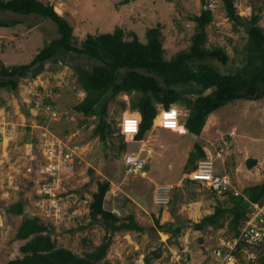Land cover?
Returning a JSON list of instances; mask_svg holds the SVG:
<instances>
[{"label":"rangeland","instance_id":"1","mask_svg":"<svg viewBox=\"0 0 264 264\" xmlns=\"http://www.w3.org/2000/svg\"><path fill=\"white\" fill-rule=\"evenodd\" d=\"M39 1L51 4L68 21L77 42L83 41L87 34L111 33L120 27L126 33H136L145 43L146 30L159 23L166 58L188 49L195 28L190 17L198 15L202 7L201 0H135L129 4H123V0ZM250 1H235L239 16L250 15ZM204 2L214 14L213 22L207 27V47H222L230 58L227 65L215 60L206 63L228 74L240 64L238 52L245 43L244 33L234 31L221 10V0ZM0 22L7 24L0 27V64L8 67L28 64L46 44L58 38L55 23L35 15L0 11ZM259 26L264 29V10ZM75 66L90 69L92 62L73 54H59L54 61L46 62L36 77L20 80L15 92L0 90V102L3 101L0 108V264L23 256L19 248L24 241L16 238L23 218H40L56 245L77 255L90 251V243L100 244L105 235L101 224L82 230L80 227L88 224L91 195L97 183L103 181L110 183L104 208L115 211L116 216L131 213L142 225H152L154 217H159L162 224L173 221L175 216L195 222L212 214L217 203L225 199L215 196L202 183L187 181L189 173L183 169L174 185L157 184L147 177L156 165L165 171L168 163L172 164L170 175L173 177L191 141L205 144V150L211 153L217 145L227 144L224 161L217 159L214 169L227 174L240 189L264 180V97L258 101L237 100L220 107L207 119L206 130L199 139L182 135V125L175 121L158 126L153 122L145 138L136 141L134 135L127 137V134L138 125V112L121 107L120 100H129L128 95L121 93L107 101V121L114 134L102 144L98 137L91 136L92 128L82 123L85 117L72 110L85 97L76 82ZM178 109L181 116L186 114L183 108ZM155 119L160 120L157 116ZM120 135L126 146L123 155L118 147ZM174 143L179 154L172 150ZM126 153L140 156L147 167L125 174L122 167ZM249 157L257 160L256 167L250 171L245 167ZM19 199L25 203L23 214H6L5 210ZM138 203L147 206L144 204L141 208ZM161 211H164L162 217ZM229 220L230 216L226 215L216 229L208 228L204 232L185 228L171 244L167 241L168 234L163 232L158 236L117 232L101 264H145L144 258L151 257L155 250L160 257L152 258L153 264H177V252L183 249L188 255V264H222L210 254L219 236L231 235ZM257 254L258 250H246L237 262L224 264H249Z\"/></svg>","mask_w":264,"mask_h":264},{"label":"trees","instance_id":"2","mask_svg":"<svg viewBox=\"0 0 264 264\" xmlns=\"http://www.w3.org/2000/svg\"><path fill=\"white\" fill-rule=\"evenodd\" d=\"M132 1L135 0H123V4ZM235 1L221 0V10L231 22L234 31H243L245 43L238 52L240 64L232 72L222 74L206 63L215 60L227 65L230 58L222 47H207V27L213 22L214 14L204 0H201L200 13L190 17L195 28L188 49L171 58H166L162 26L159 23L146 30L145 43L138 39L136 33H126L120 27L111 33L87 34L83 41L77 42L71 25L55 12L51 4L39 0H0V11L20 16L35 15L50 20L55 23L58 33V38L46 44L28 64L9 67L0 64V90L15 92L20 80L36 77L46 62L54 61L59 54H73L85 57L92 62V66L90 69L80 66L73 68L76 82L85 97L72 110L85 117L82 123L92 128L91 136L98 137L102 144H106L114 134L107 121V101L121 93L129 96L128 102L119 101L121 107H128L131 112H138L140 115L138 125L132 127V132L127 137L134 135V140H143L152 128L159 108L167 110L179 107L186 111L181 120V115L178 117L179 123L185 128L186 134L199 139L208 117L220 107L237 100L258 101L264 97V29L259 26L264 0L250 1L251 13L248 17L239 16ZM256 2H260V5ZM2 26L7 24L0 22V27ZM56 63L61 64V61L56 60ZM2 103L3 101L0 102V108ZM94 116L96 119L93 121L91 117ZM169 123L172 122L167 124ZM118 147L123 155L126 146L121 135ZM220 147L217 145L212 154ZM205 157V144L194 142L183 167L184 172L190 173ZM256 165L257 160L253 157L245 161L247 170H253ZM109 186V181L97 183V189L92 193L89 203V222L80 227L82 230L101 224L105 235L100 244L90 243V251L77 255L66 248L58 247L50 236L48 226L40 218H23L16 233V238L24 241L19 248L23 256L5 264H101L110 247L112 236L117 232L134 231L154 236L163 232L169 234L167 241L171 244L185 228L197 232H204L208 228L216 229L215 226L226 215L230 216L228 228L231 233L226 238H231L238 235L239 228L246 221L249 204L264 205L263 180L243 189L235 185L241 192L238 196L231 190L220 195L210 191L214 195L223 196L225 201H219L213 213L199 221H184L175 216L173 221L160 224L159 217H154L153 224L148 226L137 222L131 213L116 216L112 210L104 208ZM24 206V200L19 199L5 213L20 216ZM246 250H258L254 262L250 260L249 264H264V241L259 242L253 249L246 244H238L234 252L235 259ZM156 251L151 252V257L144 258L145 264H153L151 259L160 257Z\"/></svg>","mask_w":264,"mask_h":264},{"label":"built area","instance_id":"3","mask_svg":"<svg viewBox=\"0 0 264 264\" xmlns=\"http://www.w3.org/2000/svg\"><path fill=\"white\" fill-rule=\"evenodd\" d=\"M49 109V107H47ZM181 115L180 111L175 107L170 109L159 108L157 117L162 119L164 122H175ZM155 122V120H154ZM229 148L227 144L224 143L219 150L212 154L205 150L206 157L200 160L197 167L192 170L187 176L205 185V187L216 194H224L228 191H233L232 193L236 196L241 195V192L235 187L233 181L227 174H222L214 169L216 161L224 158V153ZM145 165V160L141 159L140 156L134 153H126L123 157V166L125 174H130L133 172L141 171ZM51 168L55 169L51 165ZM160 197V196H159ZM245 198V197H244ZM245 200H247L245 198ZM249 212L247 213V219L243 225L239 228L237 236L231 238H226L224 236H219L216 240L215 246L211 250V256L214 260L224 264L228 262H235L234 252L238 244L243 243L250 246L253 249L259 242L264 238V205L259 206L255 203H250L248 206ZM116 213L115 211H113ZM180 251V252H179ZM187 254L185 249L178 250L176 261L177 264H188Z\"/></svg>","mask_w":264,"mask_h":264},{"label":"crops","instance_id":"4","mask_svg":"<svg viewBox=\"0 0 264 264\" xmlns=\"http://www.w3.org/2000/svg\"><path fill=\"white\" fill-rule=\"evenodd\" d=\"M181 113V112H180ZM186 114H183L182 116H181V118H180V120L185 116ZM138 116H139V121H140V115H139V113H138ZM179 121V119L177 120V122ZM206 126V125H205ZM205 126H204V128H203V130H202V133H203V131H204V129H205ZM182 128H183V134L182 135H188V134H186V130H185V128L183 127V126H181ZM171 130H174V129H171ZM132 132V131H131ZM191 137V136H190ZM164 141V140H163ZM193 144H194V141L192 142H189V143H187V147H186V150L184 149V153H185V155L183 156L182 155V158H181V160L183 159V157L186 159V156H187V154L189 153V150H190V145H192L193 146ZM172 150H174L175 151V153H180V152H177L176 151V147H177V145H175V143L172 145ZM173 154V153H172ZM151 158H153V155H151ZM184 159V160H185ZM181 160H180V162H181ZM183 160V163H179V170H177L176 171V174L173 176V177H171L172 175H170V168L172 169V164L171 163H168L167 164V167H166V169H165V171L164 170H162L161 169V167H157V165L154 167V171H153V173H151L150 175L148 174V172H145V174H148L147 175V177H149V178H152L153 179V182H155V183H157V184H160V183H163V182H168V183H171L172 185H174L176 182H178L179 181V177H178V174L181 172V170L183 169V167H184V163H185V161ZM224 161V159L222 160V162ZM149 163H152L151 161H149ZM156 163V162H155ZM156 164H158V163H156ZM159 165V164H158ZM217 165V164H216ZM147 166H146V162H145V168H146ZM157 168H159V169H157ZM157 170H159V171H157ZM162 170V171H161ZM250 171V170H249ZM171 177V178H170ZM132 199V198H131ZM139 204V203H138ZM145 203H143V205H144ZM143 205H140L139 204V207H141V208H143L142 206ZM146 205V204H145ZM147 206V205H146ZM145 206V207H146ZM162 212V211H161ZM162 216H164V211L161 213V217ZM196 222V221H195ZM197 232V231H196ZM166 234V233H165ZM167 237H169V234H168V236Z\"/></svg>","mask_w":264,"mask_h":264},{"label":"bare ground","instance_id":"5","mask_svg":"<svg viewBox=\"0 0 264 264\" xmlns=\"http://www.w3.org/2000/svg\"><path fill=\"white\" fill-rule=\"evenodd\" d=\"M208 118H210V117H208ZM159 119H155V123H154V125H156V126H158V124L159 123H163V124H167L168 122H164V121H162V119L161 120H159ZM208 124V123H207ZM206 127V126H205ZM204 130H206V128L204 129ZM188 177V176H187ZM113 212V211H112ZM114 213V212H113ZM252 258V257H251Z\"/></svg>","mask_w":264,"mask_h":264},{"label":"water","instance_id":"6","mask_svg":"<svg viewBox=\"0 0 264 264\" xmlns=\"http://www.w3.org/2000/svg\"><path fill=\"white\" fill-rule=\"evenodd\" d=\"M144 263V262H143Z\"/></svg>","mask_w":264,"mask_h":264}]
</instances>
